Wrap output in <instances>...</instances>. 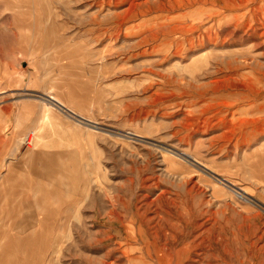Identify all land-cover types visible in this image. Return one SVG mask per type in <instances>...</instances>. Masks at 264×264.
<instances>
[{
    "label": "rangeland",
    "instance_id": "rangeland-1",
    "mask_svg": "<svg viewBox=\"0 0 264 264\" xmlns=\"http://www.w3.org/2000/svg\"><path fill=\"white\" fill-rule=\"evenodd\" d=\"M263 20L0 0V264H264Z\"/></svg>",
    "mask_w": 264,
    "mask_h": 264
},
{
    "label": "bare ground",
    "instance_id": "bare-ground-1",
    "mask_svg": "<svg viewBox=\"0 0 264 264\" xmlns=\"http://www.w3.org/2000/svg\"><path fill=\"white\" fill-rule=\"evenodd\" d=\"M198 1V0H197ZM179 2H180V0H179ZM183 2H184V0H183ZM225 4V3H224ZM233 4V3H232ZM183 5H185V4H183ZM226 5V4H225ZM173 7H175V6H173ZM241 7V6H240ZM207 8V7H206ZM223 8V7H222ZM244 8V7H243ZM256 8V7H255ZM254 8V9H255ZM224 10H225V8H224ZM224 10H222V11H224ZM228 10V9H227ZM235 10V9H234ZM242 12V11H241ZM181 13V12H180ZM234 13V12H233ZM238 13V12H237ZM247 15V14H246ZM159 16V15H158ZM171 16V15H170ZM237 16V15H236ZM238 16H239V14H238ZM152 17V16H151ZM162 17V16H161ZM226 18V17H225ZM241 18V17H240ZM245 18V17H244ZM152 19H153V17H152ZM244 20V19H243ZM262 20V19H261ZM241 21V20H240ZM247 21V20H246ZM263 22H264V20H263ZM154 23H155V21H154ZM214 23H215V21H214ZM245 23V22H244ZM182 24V23H181ZM229 24H231V23H229ZM232 24H234V23H232ZM263 25V28H264V23H262ZM165 26H169V25H165ZM234 26V25H233ZM240 26V25H239ZM223 27V26H222ZM234 27H237V26H234ZM136 28V27H135ZM182 28V27H181ZM184 28V27H183ZM208 28V27H207ZM220 28V27H219ZM129 30V29H128ZM127 31V30H126ZM257 31V30H256ZM212 34H214V33H212ZM213 37H215V36H213ZM209 41H210V43H213L214 42V40L212 39V38H209ZM185 42V41H184ZM204 44V43H203ZM158 47V46H157ZM180 52V51H179ZM232 55H235L234 53H228L227 54V56L228 57H231ZM207 58V56H205L204 57V59H206ZM203 59V58H202ZM50 99H52V97H50ZM54 101H56V102H58L63 108H65V106L58 100V98H55L54 99ZM51 106H48L49 107V109L51 110V108L53 107H56L57 108V106L56 105H54L52 102H51V104H50ZM51 107V108H50ZM62 107H60L59 109H61ZM48 109V110H49ZM256 109V108H255ZM260 112H264V106L263 107H261V108H259L258 109ZM50 113H51V111H50ZM70 113L73 115V116H75L76 115V117H78V118H82L81 116H78L74 111H71L70 110ZM49 114V113H48ZM53 114V113H52ZM71 117V116H70ZM86 122V121H85ZM88 122H90V121H88ZM91 124L90 125H93V124H95V123H93V122H90ZM26 144H32V143H34V145H33V149L32 148H30L31 150H30V152H29V154H27V156H28V160H33L34 158H36L37 156H38V154L40 153V151H38L39 150V148L40 147H43L44 146V142H45V139L43 138V136H36L35 137V140H31V137H27V139L24 141ZM23 143V142H22ZM46 143V142H45ZM45 145H47V143L45 144ZM19 147V146H18ZM47 147V146H46ZM16 150H18V149H16ZM17 152V151H16ZM17 155V154H16ZM185 156H187V157H190V156H188V155H186L185 154ZM190 159H192V158H190ZM175 160V159H174ZM232 184V183H231ZM226 185V184H225ZM238 194V193H237ZM242 195V194H241Z\"/></svg>",
    "mask_w": 264,
    "mask_h": 264
}]
</instances>
